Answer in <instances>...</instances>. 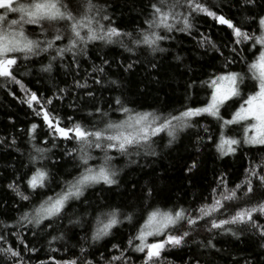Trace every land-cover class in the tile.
<instances>
[{"label": "trees", "instance_id": "obj_1", "mask_svg": "<svg viewBox=\"0 0 264 264\" xmlns=\"http://www.w3.org/2000/svg\"><path fill=\"white\" fill-rule=\"evenodd\" d=\"M65 2L69 3L73 10L77 9L78 0H65ZM94 2L107 6L106 14L112 18L113 26L131 32L135 37L139 35V29L147 27L144 20L149 14V5L155 0H94ZM201 2L209 7L218 6L213 7L218 14L231 19L237 26L258 34V23L252 17L260 13L264 5L246 9L240 6L243 0H201ZM192 23L194 26L190 32L168 33L172 38L161 41L159 45L165 49L164 52H152L143 45L135 47L133 52H128L119 41L111 44L93 41L87 45L86 56L77 57L78 70L70 67L71 54H65L63 60L57 58L53 61L50 72L39 71L40 67L47 64L54 55V52H48L32 57L28 61L21 58L18 64L13 66V74L27 89L36 92L42 100L52 96L58 87H68L75 93V96L68 95L63 101L54 99L51 105H47L50 112L61 117L63 127L70 126L67 117L71 116L74 121L91 128L97 121L96 116L87 115L93 110V104L101 105L109 112L112 120L122 119V114L114 110L113 99L117 96H121L125 105L136 111L156 110L175 114L185 104L195 107L207 103L211 89L207 84L202 85L201 81L209 80L212 73L224 71L225 58L233 55L225 45L235 46L232 44L234 37L231 29L226 25L217 24L204 14H194ZM66 27L62 23H44L46 37L41 36L39 26H26L25 30L31 38L43 40L51 38L55 28L65 31ZM161 34H164L163 30ZM201 34L210 37L220 47L223 56L207 46L201 47L198 44ZM66 42L65 39L63 43ZM124 44L128 47L132 46L127 37L124 38ZM235 47L249 62L259 52V45L255 48L251 45ZM176 56H180L181 59L176 60ZM104 59L110 63L104 65L105 71L100 74L103 77V87H101L92 83L90 73L93 66H100ZM129 63H133V68L125 71ZM152 63L157 65L155 69L151 67ZM228 70L246 72V65L237 62L230 65ZM85 77L91 85L88 90L96 93V100L86 98L87 102L81 104L79 97L83 95V91L71 86L74 78L84 82ZM108 80H116L118 85L109 84ZM193 82H195L193 87L189 89L187 85ZM249 85V88L243 89L245 94L254 90L251 88V81ZM24 98L25 93L21 91L19 85L0 78V138L4 139V142L0 143V234H8V243L20 250L27 264H56L57 261L63 262L77 257L80 258L78 264H83V260L90 258L103 264L100 260L101 254L104 259L109 255L118 254L109 251L112 244H118L121 248L126 247L129 237L135 235L139 224L142 223L146 210L153 207L195 209L203 203H210L211 190L218 186L217 177L221 173L224 174L228 187L232 188L245 178V168H248L250 163H258L264 157V146L259 145H245L238 147L235 153L220 156L214 146L218 135L217 121L209 116L194 117V126L179 133L176 141L171 145H167L169 138L166 132H161L153 138L154 149L158 153L156 156L141 154L137 157L133 154L127 157L115 150L109 151L108 154L113 157L112 164L118 172L116 185L101 183L92 186L81 201L73 202L68 206L64 216L56 220L52 228H48L45 224L43 231L37 228L30 229L22 227L16 221L43 196L50 195L53 190L58 192L61 179H71L72 176L77 175L79 171L77 162L72 156H65L64 152L78 145L74 140L58 137L55 140L56 146L53 147L52 137L42 115L37 116L33 109L23 103ZM73 99L77 101L75 108L69 106ZM239 103V98H236L226 108L221 109V115L230 118L231 112L239 106ZM110 104L112 110L109 109ZM33 107L39 110L38 105L34 104ZM33 123L37 128L33 132L34 139H30L27 130ZM201 125L206 126L209 133H205ZM209 134L213 136L211 141L207 140ZM227 135L231 136L228 133ZM198 137L203 139L198 142ZM13 138L16 141L15 145L10 143ZM33 145L50 149L47 153L48 163L44 166L51 169V184L49 189L37 190L30 201H22L8 189L7 185L19 177L17 183L20 184L21 190L28 194L29 190L23 181L26 174H30L31 168L24 167V164ZM91 154L94 159L89 163L94 166L100 162L102 153L93 149ZM132 160L137 162L131 163ZM52 161L56 163L53 164ZM193 161L196 162V167L190 172L185 171ZM147 188L153 190L150 197L145 196ZM262 199H264V189L253 180L252 194L242 197L239 202H226L227 210L219 214L218 218H227L237 208L257 203ZM84 200H87L93 208L99 205L105 208H118L125 213L132 212L133 219L123 221L111 230L109 236L89 244L84 238L90 237L92 220L88 219L76 225L68 222L84 211ZM259 219L264 223V217ZM231 227L233 231H239L241 234L233 236L231 232L223 230L207 232L201 224L192 236L186 238L182 247L166 248L162 251L161 264H184V261L193 257L199 259L200 264H245V260H255L256 264H260L261 259L264 258V250L259 248V244L264 241L258 234L241 231L237 226ZM184 230V227H180L174 234L179 235ZM14 232L19 234L23 243H18L16 236L11 235ZM53 236L60 238L52 240ZM153 239L149 237V242ZM209 239L215 244V249L201 247V244ZM25 244L28 249L35 248L36 251H25ZM3 246L5 245L0 243V247ZM82 246L88 249L89 255H81L79 249ZM142 258L141 253L132 254L135 264H141ZM0 264H3V261H0Z\"/></svg>", "mask_w": 264, "mask_h": 264}, {"label": "snow or ice", "instance_id": "obj_2", "mask_svg": "<svg viewBox=\"0 0 264 264\" xmlns=\"http://www.w3.org/2000/svg\"><path fill=\"white\" fill-rule=\"evenodd\" d=\"M261 5H264V0H243L240 6L251 9ZM213 7L202 3L201 0H155L149 5L150 11L144 20L147 27L139 29V35L134 37L133 33L113 26L112 18L106 14L107 6H101L94 0H78L76 10H73L65 0H25V2L0 0V78L20 86L21 91L25 93L22 102L33 109L37 116L42 115L44 124L48 127L49 135L52 137L53 147L56 146L55 140L58 137L74 140L78 145L64 152L65 156H72L77 162L79 169L77 175L72 176L71 179H61L60 190L58 192L53 190L50 195L43 196L32 208L24 211L16 221L17 224L41 231L44 230L45 224L48 228H52L53 223L64 216L68 206L73 202L81 201L89 188L101 183L109 186L118 183V172L112 164L113 157L108 154L109 151L115 150L127 157L133 154L137 157L141 154L156 156L158 153L154 149L153 138L161 132H166L169 138L167 145H171L176 141L179 133L194 126V117L209 116L217 121L218 135L214 146L220 156L235 153L238 147L245 145L264 146V8L252 17L258 23L257 34L255 31L249 32L237 26L231 19L218 14ZM194 14H204L217 24L226 25L231 29L234 37L232 44L235 46L248 47L251 45L255 48L259 45L258 55H255L250 62L242 57L237 47L225 45L233 55L225 58L224 71L212 73L209 80L201 81L202 85H208L211 92L207 97V103L200 106L193 107L185 104L175 114L156 110L136 111L127 107L121 96H117L113 99L114 110L122 114V119L112 120L109 112L105 111L101 105L93 104V110L87 115L96 116L97 121L91 128L85 127L79 121H74L71 116L67 117L70 126L63 127L61 117L50 112L47 105H51L54 99L63 101L68 95L75 96V93L68 87H58L52 96L42 100L36 92L27 89L13 74V66L17 65L21 58L28 61L32 57L48 52H54V55L50 57L47 64L40 67L39 71L50 72L53 61L57 58L63 60L65 54H71L70 67L78 70L77 57L86 56L87 45L93 41H101L105 44L119 41L128 52H133L135 47L141 45L146 46L152 52H164L165 49L159 46L160 42L171 39L168 33L173 31L190 32L194 26L192 23ZM44 23H62L67 27L65 31L55 28L51 38L43 40L31 38L26 33V26H39L41 36L46 37V31L43 29ZM161 30L164 32L163 35ZM125 37L129 38L131 47L124 44ZM65 39L67 42L63 43ZM198 44L201 47L207 46L223 56L220 47L204 34H201ZM175 59L179 61L181 57L176 56ZM237 62L246 65V72L228 70L230 65ZM109 63L107 59H104L100 66H93L90 76L94 85L103 87V77L100 74L105 71L104 65H109ZM133 66V63H129L124 70L129 71ZM151 67L155 69L157 65L152 63ZM249 81L254 90L245 94L243 89L249 88ZM107 83L118 85L116 80H108ZM194 83L188 84L187 87L191 89ZM71 87L83 91V95L79 97L81 104L86 103L87 100H96V93L88 90L91 85L88 84L87 77L84 82L74 78ZM236 98H239V106L231 112L230 118H224L221 115V109L226 108ZM185 99L187 100L188 97L186 96ZM34 104L39 106L38 111L33 107ZM69 106L75 108L76 99H73ZM109 109L112 110L111 104ZM231 125L242 126L241 137L227 135L226 130ZM201 127L205 133H209L206 126L201 125ZM36 128L35 123L28 128L30 139H34L33 132ZM200 139L203 138L198 137V142ZM212 139L211 134L207 135V140ZM3 142L4 139L0 138V143ZM10 143L15 145V138ZM93 149L102 153L100 162L94 166L89 163L94 159L91 154ZM49 152L50 149L47 147L32 146V151L24 164V167L31 168L30 174H26L23 181L29 190L28 194H25L20 184L17 183L19 177L7 185L8 189L14 192L20 200L30 201L37 190L50 188L52 172L50 168L44 166L48 163L47 153ZM136 162V160L131 161V163ZM52 163L56 162L52 161ZM195 167L196 162L193 161L185 171L190 172ZM245 173V178L232 188L228 187L224 174L221 173L217 177L218 186L211 190V202L203 203L195 209L153 207L146 210L142 223L139 224L135 235L129 237L127 246L121 248L118 244H112L109 251L118 254L109 255L107 259H104L101 254L100 260L103 264H135L132 254L141 253L143 254L141 264H161L162 251L166 248L182 247L186 238L192 236L201 224L204 226V231L223 230L231 232L233 236L241 234L239 231H233L231 227L237 226L241 231L258 234L264 241V223H261L259 219V217H264V199L237 208L227 218H218L219 214L227 210L226 202H239L242 197L252 194L253 180L264 189V157L258 163H250L249 167L245 168ZM152 191V188H147L145 196L150 197ZM88 219L92 220L91 234L90 237L86 236L84 239L89 244H93L109 236L111 230L123 221H131L133 213H125L118 208H105L99 205L93 208L87 200H84V211L76 215L74 219H69L68 222L76 225ZM180 227H184L185 230L179 235L174 234ZM11 235L16 236L18 243H23L18 233L14 232ZM149 237L154 239L149 242ZM157 237L160 238L156 239ZM58 238L60 237L53 236L52 240ZM0 243L5 245L0 247V261H3V264H27L20 250L8 243L7 233L0 234ZM201 247L215 249V244L209 239L202 243ZM259 248L264 250V242L259 244ZM24 249L25 251H36L35 248L28 249L26 244ZM79 251L82 256L89 255L88 249L83 246ZM79 259L77 257L63 262L57 261L56 264H78ZM83 264H99V262L90 258L83 260ZM184 264H200V261L193 257L184 261ZM245 264H256V261L245 260ZM260 264H264V258L261 259Z\"/></svg>", "mask_w": 264, "mask_h": 264}, {"label": "rangeland", "instance_id": "obj_3", "mask_svg": "<svg viewBox=\"0 0 264 264\" xmlns=\"http://www.w3.org/2000/svg\"><path fill=\"white\" fill-rule=\"evenodd\" d=\"M226 131H231L233 133L227 132L231 136L241 137L243 133V129L241 125H231L228 127Z\"/></svg>", "mask_w": 264, "mask_h": 264}]
</instances>
